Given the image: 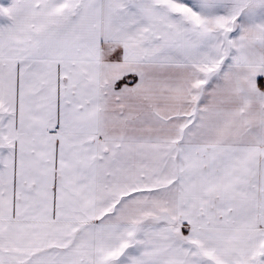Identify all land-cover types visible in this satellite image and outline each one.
Returning a JSON list of instances; mask_svg holds the SVG:
<instances>
[{
  "label": "snow or ice",
  "instance_id": "1",
  "mask_svg": "<svg viewBox=\"0 0 264 264\" xmlns=\"http://www.w3.org/2000/svg\"><path fill=\"white\" fill-rule=\"evenodd\" d=\"M0 264H264V0H0Z\"/></svg>",
  "mask_w": 264,
  "mask_h": 264
}]
</instances>
